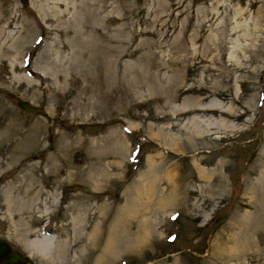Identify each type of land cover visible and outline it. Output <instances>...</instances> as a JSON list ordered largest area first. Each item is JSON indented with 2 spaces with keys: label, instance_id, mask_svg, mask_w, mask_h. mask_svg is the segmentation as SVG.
<instances>
[{
  "label": "rangeland",
  "instance_id": "rangeland-1",
  "mask_svg": "<svg viewBox=\"0 0 264 264\" xmlns=\"http://www.w3.org/2000/svg\"><path fill=\"white\" fill-rule=\"evenodd\" d=\"M0 8V238L52 236L24 264H264V0Z\"/></svg>",
  "mask_w": 264,
  "mask_h": 264
},
{
  "label": "bare ground",
  "instance_id": "bare-ground-1",
  "mask_svg": "<svg viewBox=\"0 0 264 264\" xmlns=\"http://www.w3.org/2000/svg\"><path fill=\"white\" fill-rule=\"evenodd\" d=\"M48 1H50V0H48ZM68 1H71V0H68ZM62 4H64L62 1L60 2V1H57V2H54L53 3V6H62ZM65 5V4H64ZM0 11H1V8H0ZM63 15L64 14H61L60 15V17H63ZM75 16V15H74ZM96 18H97V14L96 15H94ZM67 18L68 19H70L71 17H68L67 16ZM72 20V19H71ZM90 32H95L94 30H92V29H90L89 30ZM1 33H2V31L0 30V36H1ZM2 58V55H1V44H0V59ZM12 63V62H11ZM197 63H198V61H197ZM193 64H194V62H193ZM15 79H16V77L14 76L12 79H11V81H12V83H14L15 82ZM7 116H9V113H8V109L3 105V103L0 101V119H4V118H6ZM192 122H191V124L192 123H196V124H198L199 123V120L197 119V117H195V116H192ZM191 124H190V126H191ZM191 132H193L194 131V129L192 128V130H190ZM201 171H203V170H201V169H199V172H201ZM169 174V173H168ZM141 192H142V189H141ZM46 240H48L45 244H43V243H40L39 242V239H33V240H31V242H30V244L28 245V244H25V246H23L22 244V246L24 247V252L28 255V256H32V255H38V256H45V257H47L48 256V254H49V246H50V239L52 240V236H47V237H44ZM36 242H39V243H36ZM32 244H35V246L34 247H31L30 245H32ZM38 244H40V245H42L43 247H41V246H39ZM57 246L59 247V248H57ZM57 246H55V245H53L52 247H51V249L52 250H50V256H49V260L51 261V262H54L55 260H58V258L62 255V253H63V249H62V247L60 246V245H57ZM54 249H55V251H56V253H55V255L53 254L55 251H54ZM13 250L11 249V252H12ZM20 253V252H19ZM44 257V258H45ZM60 259V258H59Z\"/></svg>",
  "mask_w": 264,
  "mask_h": 264
},
{
  "label": "water",
  "instance_id": "water-1",
  "mask_svg": "<svg viewBox=\"0 0 264 264\" xmlns=\"http://www.w3.org/2000/svg\"><path fill=\"white\" fill-rule=\"evenodd\" d=\"M18 105L30 112L38 113L40 110L38 108L32 107L31 105L25 102H18ZM28 260L24 258L17 251H12L7 242L0 240V264H24Z\"/></svg>",
  "mask_w": 264,
  "mask_h": 264
}]
</instances>
